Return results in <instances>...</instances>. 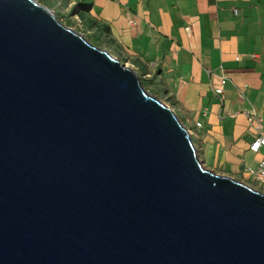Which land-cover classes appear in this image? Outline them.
Masks as SVG:
<instances>
[{
  "label": "water",
  "instance_id": "obj_1",
  "mask_svg": "<svg viewBox=\"0 0 264 264\" xmlns=\"http://www.w3.org/2000/svg\"><path fill=\"white\" fill-rule=\"evenodd\" d=\"M0 264H264V192L207 168L136 69L0 0Z\"/></svg>",
  "mask_w": 264,
  "mask_h": 264
},
{
  "label": "crops",
  "instance_id": "obj_2",
  "mask_svg": "<svg viewBox=\"0 0 264 264\" xmlns=\"http://www.w3.org/2000/svg\"><path fill=\"white\" fill-rule=\"evenodd\" d=\"M67 1L64 11L88 2L86 31L103 34L110 50L114 40L130 50L123 59L149 87L160 84L192 127L207 168L258 182L245 167L264 160V147L250 149L256 128L245 111L264 118V0Z\"/></svg>",
  "mask_w": 264,
  "mask_h": 264
},
{
  "label": "rangeland",
  "instance_id": "obj_3",
  "mask_svg": "<svg viewBox=\"0 0 264 264\" xmlns=\"http://www.w3.org/2000/svg\"><path fill=\"white\" fill-rule=\"evenodd\" d=\"M37 1H39L40 3H42V4H44L46 7H48L50 10H51V12L60 20V21H62L64 24H68V23H70V25H66V26H71V28H73L74 30H76V31H79L81 34H83L85 37H88V38H94L95 36H94V34L92 33H89L88 31H82V30H80V29H78L77 28V26L73 23L74 22V18L76 17V14H74V13H72V15H70V10H66V11H64L63 9L65 8V7H62L61 9L60 8H58V7H56L55 5H56V3H55V5L53 4V5H51L50 4V2H49V0H37ZM85 4H89L88 2H86ZM75 16V17H74ZM72 22H71V21ZM70 21V22H69ZM92 40V39H91ZM115 44V45H114ZM103 47H106L105 45L103 46ZM112 48H113V50L116 52V54L120 57V59L121 60H123L124 61V57L126 56H131L132 55V53H131V51L130 50H123V49H121V47L119 46V45H116V43H115V40H114V42H113V45H112V47H111V52H112ZM107 49V48H106ZM109 50V49H108ZM113 51V52H114ZM126 63V62H125ZM126 65H128V66H130V67H132L130 64H128V63H126ZM140 74V73H139ZM142 81H143V85L146 87V90L150 93V94H152V95H155V96H157V97H159L161 100H163L165 103H168V104H170L171 105V103L169 102L170 101V99H167V98H169V96H166L165 95V97H164V94L163 93H157L156 91H154V88H151V87H149V84H148V82H147V80L146 79H141ZM159 92V91H158ZM173 106H175V103L173 104ZM177 113H178V115H179V117H180V119L184 122V124L185 125H187V126H190L189 124H187V122H185L184 120H183V116H182V113L178 110L177 111ZM201 126V125H200ZM194 137V136H193ZM237 179V178H236ZM246 182V181H245ZM246 183H250L253 187H257V188H259V189H263L264 187L260 184V183H258V182H255L254 180H250L249 182H246Z\"/></svg>",
  "mask_w": 264,
  "mask_h": 264
},
{
  "label": "built area",
  "instance_id": "obj_4",
  "mask_svg": "<svg viewBox=\"0 0 264 264\" xmlns=\"http://www.w3.org/2000/svg\"><path fill=\"white\" fill-rule=\"evenodd\" d=\"M130 23L134 25L135 21L131 19ZM186 30L188 33L192 31L190 26H187ZM226 81L227 80L224 79L222 81L223 84H225ZM245 114L249 122L252 124L254 123L256 128V136L255 139H253V141L251 142L250 149L252 151L258 152L261 148L264 147V118L260 114H258L254 109H252L251 111H245ZM200 125L201 123H197V126ZM191 133L193 134V131H191ZM245 170L249 174L253 175L256 181H258L264 187V160H262L256 168L246 166Z\"/></svg>",
  "mask_w": 264,
  "mask_h": 264
},
{
  "label": "trees",
  "instance_id": "obj_5",
  "mask_svg": "<svg viewBox=\"0 0 264 264\" xmlns=\"http://www.w3.org/2000/svg\"><path fill=\"white\" fill-rule=\"evenodd\" d=\"M61 2V5L63 6H66V5H68L69 4V2L67 1V0H60ZM85 3H77V4H75V5H73V7H72V9H71V13H70V15H72V13H78V11L79 10H81V9H83L82 11H79L80 13H78V15L79 16H82L81 18V20L83 21V26H82V28H81V30L82 31H86V30H88L89 29V27H87V25L84 23V20H85V17H86V15H85V11H84V8H83V5H84ZM90 4H86V5H84L85 7H88ZM94 36L96 37V38H87V39H89V41H91L93 44H95V45H97V46H100V47H102V45H104V41H105V36H103V34H101V35H99L98 34V36L96 35V33L94 34ZM92 39V40H91ZM102 40V41H101ZM122 62H123V60H121ZM125 61V60H124ZM153 87H151V88H154V91H156L157 93H159L158 91H159V86H160V84L158 83V82H154L153 83Z\"/></svg>",
  "mask_w": 264,
  "mask_h": 264
},
{
  "label": "clouds",
  "instance_id": "obj_6",
  "mask_svg": "<svg viewBox=\"0 0 264 264\" xmlns=\"http://www.w3.org/2000/svg\"><path fill=\"white\" fill-rule=\"evenodd\" d=\"M37 1V0H36ZM39 2V1H38ZM61 1L59 0L58 1V8L59 7H67L68 5H66V6H62L61 5V3H60ZM40 3V2H39ZM42 4V3H41ZM44 5V4H43ZM72 9V8H71ZM71 9H70V11H71ZM71 13V12H70ZM74 14H76V17L74 18V24L77 26V28L78 29H80L81 30V28H82V26H83V21L81 20L82 18H80V16L78 15V13H74ZM71 21V20H70ZM69 21V22H70ZM76 21V22H75ZM72 22V21H71ZM130 22V21H129ZM65 25H70V23H68V24H65ZM71 27V26H70ZM97 36H98V34H97ZM99 37V36H98ZM86 38H88V37H86ZM89 40V39H88ZM102 41V40H101ZM105 41H107V40H105ZM106 46V47H103V46ZM104 45H102V47L101 48H103V49H106V50H108L109 48L107 47L108 45L106 44V42H104ZM100 47V46H99ZM111 54H113L114 56H116L120 61H121V59H120V57H118L116 54H115V52H111V50L109 49L108 50ZM122 62V61H121ZM127 63V61H123L122 63H124V64H126ZM128 66V65H127ZM135 69V68H134ZM140 75V74H139ZM140 78L142 79V76L140 75ZM142 83H143V81H142ZM145 87V86H144ZM146 88V87H145ZM168 104V103H167ZM168 105H170V104H168ZM174 110H175V107L171 104L170 105ZM176 111V110H175ZM176 113H177V111H176ZM178 114V113H177ZM179 116V115H178ZM180 118V117H179ZM187 126V125H186ZM188 127V129H189V131H190V133H191V131H193V129H192V127H190V126H187ZM191 135H192V137L194 136V133L192 134L191 133ZM194 138V137H193ZM194 140V139H193ZM251 185V184H250ZM252 186V185H251ZM256 189H258V190H260V191H262V192H264L263 191V189H259V188H257V187H255Z\"/></svg>",
  "mask_w": 264,
  "mask_h": 264
}]
</instances>
